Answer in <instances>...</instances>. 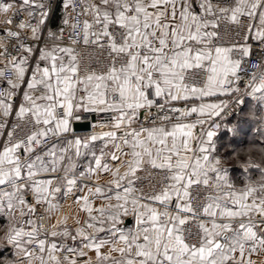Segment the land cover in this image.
<instances>
[{"label": "snow or ice", "instance_id": "obj_1", "mask_svg": "<svg viewBox=\"0 0 264 264\" xmlns=\"http://www.w3.org/2000/svg\"><path fill=\"white\" fill-rule=\"evenodd\" d=\"M0 264H264V0H0Z\"/></svg>", "mask_w": 264, "mask_h": 264}, {"label": "water", "instance_id": "obj_2", "mask_svg": "<svg viewBox=\"0 0 264 264\" xmlns=\"http://www.w3.org/2000/svg\"><path fill=\"white\" fill-rule=\"evenodd\" d=\"M75 127H76V131L78 133H80V132H88L89 131V128L84 127L81 124H77V125H75Z\"/></svg>", "mask_w": 264, "mask_h": 264}, {"label": "built area", "instance_id": "obj_3", "mask_svg": "<svg viewBox=\"0 0 264 264\" xmlns=\"http://www.w3.org/2000/svg\"><path fill=\"white\" fill-rule=\"evenodd\" d=\"M83 55L87 58V56L89 55V53L88 52H85V53H83Z\"/></svg>", "mask_w": 264, "mask_h": 264}, {"label": "crops", "instance_id": "obj_4", "mask_svg": "<svg viewBox=\"0 0 264 264\" xmlns=\"http://www.w3.org/2000/svg\"><path fill=\"white\" fill-rule=\"evenodd\" d=\"M81 134L85 133V132H80ZM67 210V209H66Z\"/></svg>", "mask_w": 264, "mask_h": 264}]
</instances>
